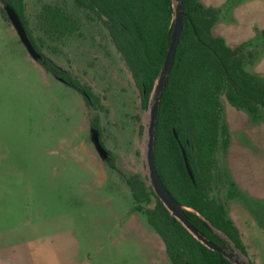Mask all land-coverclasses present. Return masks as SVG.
<instances>
[{
  "label": "rangeland",
  "instance_id": "obj_1",
  "mask_svg": "<svg viewBox=\"0 0 264 264\" xmlns=\"http://www.w3.org/2000/svg\"><path fill=\"white\" fill-rule=\"evenodd\" d=\"M201 1L224 8L212 33L231 47L249 41L257 56L245 69L264 75V0ZM42 3L76 17L78 30L59 40L43 35L35 20ZM24 15L44 39L42 53L89 85L102 109L86 108L81 93L32 60L0 12V264H169L144 216L129 210L121 174L136 173L149 184V107H140L105 28L71 0H24ZM220 99L229 140L217 164L240 194L227 198L229 185L221 182L219 195L246 255L227 240L225 249L242 263L264 264V225L257 222L264 224V109L251 118ZM94 114L114 168L101 162L90 141ZM20 253L29 256L26 263Z\"/></svg>",
  "mask_w": 264,
  "mask_h": 264
},
{
  "label": "trees",
  "instance_id": "obj_2",
  "mask_svg": "<svg viewBox=\"0 0 264 264\" xmlns=\"http://www.w3.org/2000/svg\"><path fill=\"white\" fill-rule=\"evenodd\" d=\"M2 1L17 13L30 43L40 54L36 62L42 69L81 93L86 108L102 109L100 98L89 85L42 53L44 39L42 35H34L28 25L24 0ZM71 2L84 18L101 22L129 72L140 107H149L173 28L174 0ZM223 10L222 6L205 5L201 0H181L182 28L157 103L153 157L163 186L183 207L187 221L198 233L223 248L229 241L245 256L238 229L222 199L225 197L219 195L221 182L229 185L225 191L229 193L227 198L240 194L227 171L217 164V155L225 152L229 140L220 97L255 118L264 109V75L245 69L246 63L257 56L248 48L249 41L231 47L212 33ZM0 12L6 19L2 8ZM35 20L43 35L56 40L79 28L78 19L56 3H42ZM88 122L89 127L98 130L100 140L97 115ZM105 150L107 157L103 162L114 168L113 155ZM121 175L130 190L129 210L144 216L162 241L169 264H232L205 247L171 216L144 178L136 173ZM151 201L153 205L147 207ZM257 222L264 225L258 218Z\"/></svg>",
  "mask_w": 264,
  "mask_h": 264
},
{
  "label": "water",
  "instance_id": "obj_3",
  "mask_svg": "<svg viewBox=\"0 0 264 264\" xmlns=\"http://www.w3.org/2000/svg\"><path fill=\"white\" fill-rule=\"evenodd\" d=\"M2 10L4 12V15L7 19V21L10 23V25L15 30L19 41L22 43L24 48L26 49V52L30 56V58L34 61H37L40 58V54L35 50V48L30 43L25 30L23 28V25L21 21L18 18L17 13L15 12L14 8L9 5L8 3L3 2L2 4ZM181 0H174V22H173V28L171 30L170 36H169V42L166 48L165 56L163 59V64L159 73V77L157 78V81L154 86V97L151 101V104L148 108V123L146 127V151H145V163L148 173V179L149 183L151 185L152 191L155 194V196L158 198V200L162 203V205L166 208V210L169 212L171 216H173L177 221L180 222V224L200 243H202L205 247L216 251L223 255L225 259H227L232 264H245L240 262L232 252L228 251L227 249L223 248L222 246L215 244L211 242L209 239L205 238L203 235L198 233L196 228L191 225L183 212V207L179 205L173 197L170 195V193L167 191V189L163 186L156 168L154 164V157H153V140H154V124H155V114H156V108L157 103L160 98L163 86L167 80V76L169 74L171 64H172V58L176 49V46L178 44V40L181 33L182 23H181ZM173 135L175 137V133L173 132ZM89 138L90 141L99 156L101 160H104L107 157V152L103 145L100 143L99 140V132L95 127H90L89 132ZM183 155V151H181ZM184 165L187 168L186 160L183 156Z\"/></svg>",
  "mask_w": 264,
  "mask_h": 264
},
{
  "label": "crops",
  "instance_id": "obj_4",
  "mask_svg": "<svg viewBox=\"0 0 264 264\" xmlns=\"http://www.w3.org/2000/svg\"><path fill=\"white\" fill-rule=\"evenodd\" d=\"M206 5V4H205ZM88 126H89V122H88ZM101 162H103V161H101ZM101 162L99 163V165H98V173H99V175H102L103 174V168H102V166H101ZM100 167V168H99ZM162 242V241H161ZM163 244V243H162ZM22 255H24V263H26V259H27V257H29L26 253H20V258H22ZM5 256H6V259L7 260H12L11 258L12 257H14L12 254H10V255H8V253H5Z\"/></svg>",
  "mask_w": 264,
  "mask_h": 264
}]
</instances>
